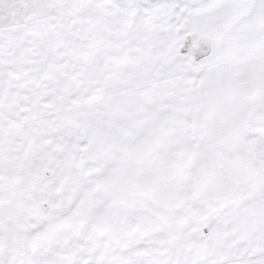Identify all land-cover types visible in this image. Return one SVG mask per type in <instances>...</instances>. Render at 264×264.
Masks as SVG:
<instances>
[{"label":"snow or ice","instance_id":"6c2138e0","mask_svg":"<svg viewBox=\"0 0 264 264\" xmlns=\"http://www.w3.org/2000/svg\"><path fill=\"white\" fill-rule=\"evenodd\" d=\"M0 264H264V0H0Z\"/></svg>","mask_w":264,"mask_h":264}]
</instances>
